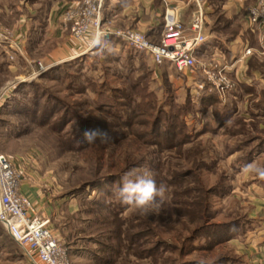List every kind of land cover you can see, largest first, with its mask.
<instances>
[{
    "label": "rangeland",
    "instance_id": "374dc122",
    "mask_svg": "<svg viewBox=\"0 0 264 264\" xmlns=\"http://www.w3.org/2000/svg\"><path fill=\"white\" fill-rule=\"evenodd\" d=\"M11 1L18 8L25 0ZM221 14L226 36L245 30L242 22L228 28ZM245 35L264 51V31ZM115 46L110 40L46 70L36 46L28 50L34 64L21 60L27 50L4 48L0 149L21 167L23 183L45 197L71 264H248L247 251L230 238L252 205L231 190L248 155L264 153V55L249 58L248 82L232 74L237 86L220 97L207 82L201 87L198 72ZM145 166L167 189L159 215L141 214L114 195L124 173ZM253 167L264 179V157ZM203 189L212 193L211 219L202 224L190 213L193 202L203 205ZM0 264H33L2 226Z\"/></svg>",
    "mask_w": 264,
    "mask_h": 264
},
{
    "label": "crops",
    "instance_id": "0c3cea01",
    "mask_svg": "<svg viewBox=\"0 0 264 264\" xmlns=\"http://www.w3.org/2000/svg\"><path fill=\"white\" fill-rule=\"evenodd\" d=\"M74 1L77 0H25L20 2L18 8H15L11 6V0H0V25L4 26L6 24L10 26L9 28L14 33L21 32L22 36L25 37V40H23V37L20 41L21 52L24 53V50H27V56H24L21 59L22 61L29 64L35 63L34 59L28 56L31 45L36 46L37 51H42L39 60L49 68L75 57L87 56L88 52L95 46L92 43L93 40H75L71 31L72 24L66 21L65 18V11ZM202 1L207 12L206 31L209 39L207 44L204 45L201 55L205 58L206 56L208 58L214 56L216 61L218 60L220 63H234L232 74L236 75V78H240L241 81L248 82L244 75L249 71L250 60L248 59L243 66L235 62L239 58L243 47L245 45L250 46L245 35L246 31L250 29L247 9L256 0H219L220 4L217 8L213 1L218 0ZM168 8L179 11V17L186 25L190 23L192 14L197 9L195 0H106L104 17L113 28L139 29L153 39L156 34L161 33L163 30V16ZM218 12H221V15L229 22L228 28L242 22L245 24V30L232 35L228 33L226 36L225 30L222 29L219 22L222 18H219ZM18 13L21 14L20 19ZM211 25L210 31L209 27ZM221 32L223 35L220 34ZM106 41L108 42V40H105L102 43L105 44ZM4 48L13 54L18 52L12 44H2L0 52H3ZM218 53H221L222 56L220 54L217 56ZM227 57H230L229 60H227ZM11 61L15 60L11 59ZM253 75L256 76V79L261 76L258 72L253 73ZM239 114L241 113L237 108L234 110L232 118ZM263 154L261 152L248 155V164L254 166L256 162L263 159ZM239 171L238 179L235 180V187L233 186L231 190L232 194L245 199L248 197L252 209L246 214L249 220L246 221L244 226L237 228L230 239L237 249L247 251L248 264H264V179L253 175L252 171H243V167ZM20 191L39 203L40 212L44 217L49 218L48 213L51 208L46 206L48 202L45 201V197H42L36 192L35 188L25 182L22 184Z\"/></svg>",
    "mask_w": 264,
    "mask_h": 264
},
{
    "label": "built area",
    "instance_id": "2783aa9c",
    "mask_svg": "<svg viewBox=\"0 0 264 264\" xmlns=\"http://www.w3.org/2000/svg\"><path fill=\"white\" fill-rule=\"evenodd\" d=\"M195 3L197 9L188 25L179 17V11L166 9L158 41L139 29L113 28L104 17L106 0L74 1L65 11V18L72 24L75 40H93L96 34L98 44L107 38L119 40L134 50L148 54L156 65L167 62L180 73L198 72L204 78L201 87L204 88L207 82L220 97H225L237 86L231 72L234 63H220L214 56L213 61L201 56L209 39L206 31L207 12L202 0H195ZM256 11L264 12V0H257L247 9L251 31L261 32L264 31V15H254ZM15 34L0 26V46L12 44L20 51V42L14 39ZM18 38L20 40V35ZM120 47L117 45L115 49L120 50ZM256 53L264 55V51L258 52L245 45L235 63L243 66ZM11 59L14 60V57ZM40 68L47 69L41 63ZM237 80L241 82L240 78ZM23 177V171L14 158L0 149V225L19 243L33 264H71L67 248L51 227V219L43 216L35 201L21 193Z\"/></svg>",
    "mask_w": 264,
    "mask_h": 264
},
{
    "label": "clouds",
    "instance_id": "9594fccd",
    "mask_svg": "<svg viewBox=\"0 0 264 264\" xmlns=\"http://www.w3.org/2000/svg\"><path fill=\"white\" fill-rule=\"evenodd\" d=\"M253 14L264 15V12L256 11ZM97 36L98 34L93 38V45L98 44ZM255 170L251 164L243 165L245 172ZM259 175L264 177V172H260ZM166 191V186L164 184L158 186L153 178V173L145 166L142 170L131 169L124 173L120 178V186L115 189L114 195L122 205L134 208L141 214L159 215L166 210L164 208Z\"/></svg>",
    "mask_w": 264,
    "mask_h": 264
},
{
    "label": "trees",
    "instance_id": "16d2710c",
    "mask_svg": "<svg viewBox=\"0 0 264 264\" xmlns=\"http://www.w3.org/2000/svg\"><path fill=\"white\" fill-rule=\"evenodd\" d=\"M257 1V0H256ZM248 13V12H247ZM107 40H111V41H114L115 45H121V46H124L125 44H122L119 42V40H115L113 38H107ZM105 41V40H103ZM103 41H101L97 47H100L102 46L104 43H102ZM107 42V41H106ZM122 48V47H121ZM120 48V49H121ZM130 49H133L130 47ZM207 85H205V88L204 89H207L206 87ZM157 128H159V125L160 124H157ZM169 133V132H167ZM203 192V195L204 197L202 198L203 199V205H200L198 202H193L192 205L196 206L195 209L191 210V213L193 215V221L195 219V222L196 223H204L205 221H207V219H211V203H210V199H211V193H212V190L211 189H203L201 190ZM1 226V225H0ZM3 227V226H2ZM4 228V227H3ZM5 229V228H4ZM6 230V229H5ZM8 233V232H7ZM9 234V233H8Z\"/></svg>",
    "mask_w": 264,
    "mask_h": 264
}]
</instances>
